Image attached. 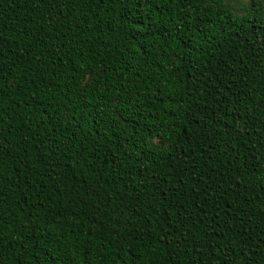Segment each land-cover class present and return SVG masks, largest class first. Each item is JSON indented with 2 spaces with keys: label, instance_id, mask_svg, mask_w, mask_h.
<instances>
[{
  "label": "trees",
  "instance_id": "16d2710c",
  "mask_svg": "<svg viewBox=\"0 0 264 264\" xmlns=\"http://www.w3.org/2000/svg\"><path fill=\"white\" fill-rule=\"evenodd\" d=\"M0 264H264V0H0Z\"/></svg>",
  "mask_w": 264,
  "mask_h": 264
},
{
  "label": "rangeland",
  "instance_id": "374dc122",
  "mask_svg": "<svg viewBox=\"0 0 264 264\" xmlns=\"http://www.w3.org/2000/svg\"><path fill=\"white\" fill-rule=\"evenodd\" d=\"M234 3H236V1H234Z\"/></svg>",
  "mask_w": 264,
  "mask_h": 264
}]
</instances>
